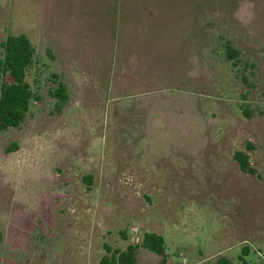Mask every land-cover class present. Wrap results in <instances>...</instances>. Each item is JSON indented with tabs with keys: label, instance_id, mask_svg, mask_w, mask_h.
<instances>
[{
	"label": "rangeland",
	"instance_id": "rangeland-1",
	"mask_svg": "<svg viewBox=\"0 0 264 264\" xmlns=\"http://www.w3.org/2000/svg\"><path fill=\"white\" fill-rule=\"evenodd\" d=\"M21 35L36 97L0 132V264L130 245L139 264H264V0H0V45Z\"/></svg>",
	"mask_w": 264,
	"mask_h": 264
},
{
	"label": "trees",
	"instance_id": "trees-1",
	"mask_svg": "<svg viewBox=\"0 0 264 264\" xmlns=\"http://www.w3.org/2000/svg\"><path fill=\"white\" fill-rule=\"evenodd\" d=\"M236 50L228 52L230 60H235ZM37 49L31 39L25 35L8 36L0 45V132L11 128H19L26 120L30 111L35 91L29 76L37 63ZM57 77V76H55ZM55 98L62 107L68 100V92L64 84H60L54 92ZM137 107L129 109L125 115H137ZM135 114V115H134ZM244 173L256 175L251 166L249 155L238 152L235 155ZM141 247L159 256L165 254V239L158 233H146ZM138 246L130 245L124 251L111 250L102 258L100 264H139L137 260ZM217 264H233L232 260L223 257ZM251 264V263H249Z\"/></svg>",
	"mask_w": 264,
	"mask_h": 264
},
{
	"label": "built area",
	"instance_id": "built-area-1",
	"mask_svg": "<svg viewBox=\"0 0 264 264\" xmlns=\"http://www.w3.org/2000/svg\"><path fill=\"white\" fill-rule=\"evenodd\" d=\"M133 230H134V231H136V230H137V228H134Z\"/></svg>",
	"mask_w": 264,
	"mask_h": 264
}]
</instances>
